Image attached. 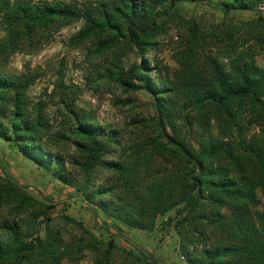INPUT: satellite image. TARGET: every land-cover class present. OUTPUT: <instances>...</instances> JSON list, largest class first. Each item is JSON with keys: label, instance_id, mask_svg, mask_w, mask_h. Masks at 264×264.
<instances>
[{"label": "trees", "instance_id": "obj_1", "mask_svg": "<svg viewBox=\"0 0 264 264\" xmlns=\"http://www.w3.org/2000/svg\"><path fill=\"white\" fill-rule=\"evenodd\" d=\"M185 1L202 3L205 0L84 3L78 0H0V18L8 32L4 44H0V52L5 47L16 50L20 41H30L37 32L83 20L82 27L70 38L72 41L94 36L100 50L122 43L139 57V63L128 70L116 65V70L108 76L127 90L144 89L151 95L158 137L165 140L162 149L170 150L167 154L180 160L175 169L151 180L145 186L146 191L137 184L143 173L139 169L140 159L128 162L113 157L118 131L94 122L73 102L64 103L62 97L65 127L53 131L51 136L55 142H70L75 154L66 156L59 149L50 148L56 143L45 139L52 132L45 111L47 103L41 100L31 103L27 96L29 86L37 77L33 73L0 71V116L4 115L5 119L0 120V138L13 144L45 174L79 195L95 217L98 210L114 222L151 230L158 214L175 209L174 223L188 264H264V203L261 209H253L258 202L257 188L264 194V67L256 64L254 54L248 49H239L233 31L227 30L220 38L231 48L229 70L211 57L205 80L202 71L191 70L193 64L186 65L183 61L177 85L165 75L166 67L158 70L157 80L151 77L152 69L144 55L154 44L155 37L165 30L166 20L174 16V7ZM207 1L227 13L253 11L264 0ZM257 19L264 24V17L259 15ZM191 36L194 44H198V32L192 28ZM56 87H62L61 83ZM171 95H179L184 101H173ZM186 109L187 113L183 112ZM193 111L199 128L191 125L190 112ZM246 114L260 124L261 137L257 134L243 136ZM177 116L184 118L187 134L191 136L194 132L200 137L196 141L198 148L179 135ZM212 117L220 136L213 131ZM168 126L173 134L167 130ZM68 166L84 175L81 183L74 184L66 171ZM97 167L118 173L127 193L107 199L114 194L115 185L96 187ZM11 178L7 176L0 185V196L15 194L16 207L34 202L25 193L26 186L17 181L22 185L18 186ZM40 213L49 218L44 209ZM26 225L28 227L22 229L16 221L0 224V264H50L60 256L62 237L56 230L47 227L45 236L40 237L34 236L32 223ZM215 233H220L221 237L210 240ZM126 240L151 258L134 241L128 237ZM198 244L203 248L193 255L189 246L193 248Z\"/></svg>", "mask_w": 264, "mask_h": 264}, {"label": "rangeland", "instance_id": "obj_2", "mask_svg": "<svg viewBox=\"0 0 264 264\" xmlns=\"http://www.w3.org/2000/svg\"><path fill=\"white\" fill-rule=\"evenodd\" d=\"M90 1L96 0H78L83 3ZM260 5L264 6V1L253 11L232 10L224 13L207 0L202 3H178L173 10L174 16L166 20L165 30L155 37L154 44L144 55L152 69L150 76L157 80L158 70L166 67L165 75L177 85L183 61L186 65L193 64L191 70L202 71L205 80L207 62L211 57L229 70L231 48L220 38L221 33L227 30L233 31L239 49H248L254 54L256 64L264 67V24L257 19L259 15L264 17V8L260 9ZM82 25L83 20L73 21L55 30L37 32L30 41H20L16 50L5 47L0 52V71L11 74L33 73L37 76L29 86L27 96L31 103L39 100L47 103L45 111L52 132L45 139L56 143L51 149H59L66 156L75 154L70 142H55L54 136H51L53 131L65 127L61 97L64 103L73 102L83 109L94 122L116 129L118 144L113 148V157L124 158L128 162H138L140 159L139 169L143 173L137 184L140 183L139 187L146 191L145 186L151 180L159 179L162 174L175 169L180 165V160L167 154L170 150L166 152L162 149L161 144L165 140L158 137L151 95L144 89L127 90L108 76L116 70V65L128 70L139 63V57L122 43L100 50L94 36L72 41L70 38ZM191 28L199 35L196 45ZM7 35L3 19L0 18V44H4ZM59 83L62 87H56ZM170 98L179 103L184 101L179 95H171ZM195 114V111L190 112L191 117ZM0 120H5L4 115L0 116ZM191 121L194 128H199L196 116ZM244 122V137L253 134L262 136L260 124L251 116L246 114ZM210 123L215 135H219L215 118L212 117ZM176 125L180 129L179 135L198 148L196 141L200 137L194 132L191 136L186 133L188 127L183 117L177 116ZM167 130L173 134L171 127L168 126ZM234 137L238 138V135ZM66 171L74 184L81 183L84 178L77 168L68 166ZM95 175L96 187L115 185L114 194L107 196V199L127 193L118 173L97 167ZM7 176L24 184L25 193L34 202L16 207L15 194L0 196V224L16 221L22 225V229H26V224L32 223L31 227L36 231L34 236L40 237L45 236L47 227L56 230L62 237L60 256L50 264H188L182 254L174 223L175 209L158 214L151 230L130 228L121 222H114L98 210L95 217L79 195L53 176L45 174L22 156L13 144L0 138V185L5 183ZM256 196L258 202L253 209H261L264 194L259 187ZM40 203L51 207L43 208ZM41 209L46 211L48 219L40 213ZM126 237L145 249L151 258H147ZM220 237V233H215L210 240ZM110 241L111 245H108ZM201 244L193 248L189 246L193 255L201 252Z\"/></svg>", "mask_w": 264, "mask_h": 264}, {"label": "water", "instance_id": "obj_3", "mask_svg": "<svg viewBox=\"0 0 264 264\" xmlns=\"http://www.w3.org/2000/svg\"><path fill=\"white\" fill-rule=\"evenodd\" d=\"M11 180H12L14 183H16L18 186H20V187L22 186V185H21L20 183H18L17 180H15L14 178H11ZM82 197H83V196H82ZM83 198L85 199V197H83Z\"/></svg>", "mask_w": 264, "mask_h": 264}, {"label": "built area", "instance_id": "obj_4", "mask_svg": "<svg viewBox=\"0 0 264 264\" xmlns=\"http://www.w3.org/2000/svg\"><path fill=\"white\" fill-rule=\"evenodd\" d=\"M259 8H260V9H263V8H264V6H263V5H260V6H259Z\"/></svg>", "mask_w": 264, "mask_h": 264}]
</instances>
